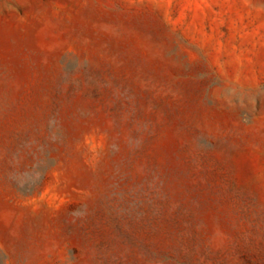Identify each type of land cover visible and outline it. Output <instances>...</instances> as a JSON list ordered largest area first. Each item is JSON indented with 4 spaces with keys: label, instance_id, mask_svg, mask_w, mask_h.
Listing matches in <instances>:
<instances>
[{
    "label": "rangeland",
    "instance_id": "rangeland-1",
    "mask_svg": "<svg viewBox=\"0 0 264 264\" xmlns=\"http://www.w3.org/2000/svg\"><path fill=\"white\" fill-rule=\"evenodd\" d=\"M0 264H264V0H0Z\"/></svg>",
    "mask_w": 264,
    "mask_h": 264
}]
</instances>
